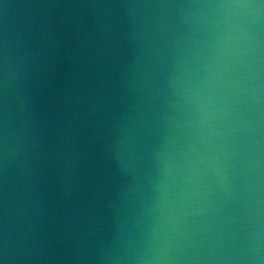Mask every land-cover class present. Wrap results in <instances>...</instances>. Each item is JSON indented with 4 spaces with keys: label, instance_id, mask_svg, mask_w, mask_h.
I'll use <instances>...</instances> for the list:
<instances>
[{
    "label": "water",
    "instance_id": "1",
    "mask_svg": "<svg viewBox=\"0 0 264 264\" xmlns=\"http://www.w3.org/2000/svg\"><path fill=\"white\" fill-rule=\"evenodd\" d=\"M0 264H264V0H0Z\"/></svg>",
    "mask_w": 264,
    "mask_h": 264
}]
</instances>
